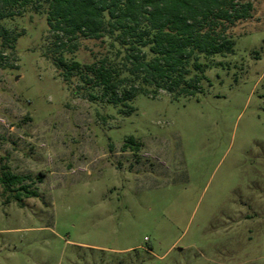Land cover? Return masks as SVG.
Masks as SVG:
<instances>
[{"label": "rangeland", "instance_id": "374dc122", "mask_svg": "<svg viewBox=\"0 0 264 264\" xmlns=\"http://www.w3.org/2000/svg\"><path fill=\"white\" fill-rule=\"evenodd\" d=\"M242 3L199 92L138 95L132 114L89 82L122 64L109 39L65 53L66 82L43 9L2 22L22 36L0 66V176L38 197L6 204L0 184V264H264V0Z\"/></svg>", "mask_w": 264, "mask_h": 264}, {"label": "trees", "instance_id": "16d2710c", "mask_svg": "<svg viewBox=\"0 0 264 264\" xmlns=\"http://www.w3.org/2000/svg\"><path fill=\"white\" fill-rule=\"evenodd\" d=\"M33 8L46 14L55 39L49 53L66 82L79 74L81 66L70 64L65 53L76 52L80 40L111 41L122 64L106 57L86 66V71L108 102L127 107V114L134 112L128 103L138 95L155 98L165 91L174 99L195 96L206 69L199 57L232 54L235 42L229 28L250 18L253 10L242 0H0L1 67L6 68L5 51H15L22 36L2 22ZM127 142V148H138L134 138ZM25 182L26 177L10 171L0 176L3 193L8 194L6 204L38 197Z\"/></svg>", "mask_w": 264, "mask_h": 264}]
</instances>
